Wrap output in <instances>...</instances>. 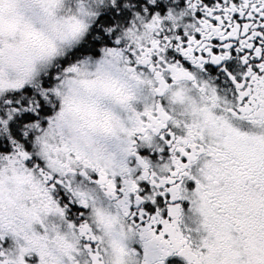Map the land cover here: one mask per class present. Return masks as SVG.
I'll return each instance as SVG.
<instances>
[{"label":"snow or ice","instance_id":"1","mask_svg":"<svg viewBox=\"0 0 264 264\" xmlns=\"http://www.w3.org/2000/svg\"><path fill=\"white\" fill-rule=\"evenodd\" d=\"M0 264H264V0H0Z\"/></svg>","mask_w":264,"mask_h":264}]
</instances>
